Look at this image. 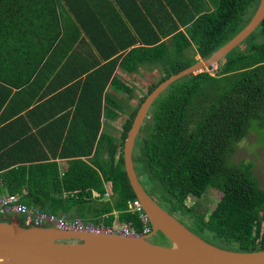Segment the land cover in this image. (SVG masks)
Instances as JSON below:
<instances>
[{
  "label": "trees",
  "instance_id": "obj_1",
  "mask_svg": "<svg viewBox=\"0 0 264 264\" xmlns=\"http://www.w3.org/2000/svg\"><path fill=\"white\" fill-rule=\"evenodd\" d=\"M81 3L86 10L82 23L85 36L80 38L79 29L77 34L73 33L75 36L69 35L67 41L70 30L58 23L60 11H64L66 5L73 11L75 5ZM182 3L187 4L185 0ZM259 3L260 0H218L214 10L198 18L195 14L200 9L194 7L192 10L186 6L185 11H176V15L182 25L190 26L173 37L174 51L167 43H161L160 35L166 37L178 27H173L172 32V29L167 31L169 27L151 29L152 34L143 37L148 47L131 50L120 67L127 76L133 77L142 65L167 64L163 68L165 72L162 71L163 82L198 62L196 55L209 58L232 40L248 25ZM170 6L174 10L173 3ZM97 11L100 12V0H0V80L6 76L11 78L18 70L23 82L30 84L33 76H38V70L41 68L40 77L49 65L55 70L60 69L61 74L66 59L72 51H77L76 48L83 50L92 45V49L84 51L100 53ZM151 20L153 22V18ZM134 44V40L130 41L127 48ZM125 48L120 47L121 50ZM114 49L112 55H118L120 49ZM189 50L194 51L193 56L185 60L183 57ZM79 56L73 53V58ZM90 57L82 63L77 59L78 64L74 67L77 73L73 77L59 75L56 89L64 88L95 69L83 87L81 81L68 87V90L72 87L88 89L87 83L99 74L96 68L100 65L99 58L93 54ZM118 59L104 67L107 71L101 66L100 73H106L108 80L112 78L115 86L126 93L129 100H134L138 96L133 88L119 76H114ZM218 64L221 70L216 75L204 71L184 77L154 103L142 129L144 134L136 140L135 169L147 192L156 201L164 203L170 214L180 216L178 219L204 240L236 252L264 251V190L253 174L251 164L231 161L238 144L249 135L252 121L257 120L264 126V21ZM15 65L19 69L16 70ZM105 87L106 82H102L98 99L96 96L92 99L91 94L86 99L80 92L72 100V104L89 112L97 101L100 104V111L93 116L96 120L93 122L92 117L85 115L83 123V136L91 131L94 138L82 140L84 144H91L89 161L80 158L84 155L72 156L64 163L62 172L55 162L25 165L16 170L0 171V182L8 194H18L24 204L48 214L79 218L85 224L103 223L106 227L131 223L141 232L143 224L139 214L128 208V202L137 197L125 171L124 157L118 155L120 147L116 137L107 131L105 123L103 129L101 122L103 109L106 120L116 121L126 107L109 94L103 103ZM156 87H151L143 98H139L140 106ZM139 108L133 111L126 124L124 140ZM58 136L57 156L69 158L66 145H73L77 138L67 135V140L64 131ZM97 139L95 147L93 143ZM79 148L83 147L79 146L77 150ZM48 157L42 154L40 158L42 161ZM108 183L113 184L114 196L106 200ZM210 189L222 194L210 216L203 215L196 204L187 205L190 196L201 199Z\"/></svg>",
  "mask_w": 264,
  "mask_h": 264
},
{
  "label": "crops",
  "instance_id": "obj_2",
  "mask_svg": "<svg viewBox=\"0 0 264 264\" xmlns=\"http://www.w3.org/2000/svg\"><path fill=\"white\" fill-rule=\"evenodd\" d=\"M190 1L197 10L200 9L199 11L196 10L195 18H198L207 11L214 10V8L208 7V4L211 6L210 0ZM170 3H173L174 10L170 6ZM186 6L191 9V5L188 2L184 5L182 0H100V12L97 11L98 17L100 16V53L97 51L88 53L89 51L79 50L78 54L80 56L77 58L81 63L91 58V54L100 59V65L96 68V73L99 71V74L91 77L87 83L90 86L88 89L85 87L78 90L72 87V90H68V87L80 81L83 87V84L88 81V78L92 76L95 69L73 80L64 88L56 89L57 82L60 79H58L59 75L65 74L73 77L77 73L74 67L78 64V61L73 58V51L70 53V57L66 59V66L63 68L61 74L60 69L55 70L53 66L49 65L45 69V73L39 77L40 68L38 76L35 74L30 84L23 82L24 78H22V74L17 70L19 67L15 65V69L17 70L16 75H12L13 77L11 76V78L6 76V78L0 80V171L16 170L18 167L25 165L30 167L40 163L55 162L58 164L60 172H62L64 163L69 161L72 156L84 155V157L80 158L84 161H89L92 158V154H88L91 151V144H84L82 140L89 141L94 138L91 131L88 132L87 136H83V123L85 115L92 117L93 122L96 120L93 116H97V110L100 111L98 109L100 104L98 105L97 101L92 106L94 109L89 112L82 106L78 107L77 104H72V100L74 101L75 97L81 94L80 92H82L86 99L89 98L90 94L92 99L95 96L98 99L100 85L102 82H106L103 103L105 102V96L109 94L115 100L122 102L126 109L130 107L126 101V97H121V91L115 86L112 78L108 80L106 73H100V71L102 72L101 66H103V71H107L104 67L108 66L110 61L119 58V64L117 63L114 76H119L124 82L126 79L127 82L125 83L129 87L133 86V82L141 77L142 74H136L133 77L127 76V73H124V70L120 67L121 61L131 50L148 47L143 37L146 38V35L152 34L151 29L157 30L160 27H169L167 31L172 29V32L174 30L173 27H178V30L167 34L168 36L166 37L162 34L160 35L161 43L165 42L170 46L173 37L179 32H185L186 28L190 26V24L182 25L176 15V11H185ZM66 9L65 19L60 16L58 20L62 28L70 30L66 40L69 41V35L75 36L73 33L77 34L79 29L81 30L80 38H84L85 31L83 30L82 23L86 10L82 6V3L80 5L76 4L73 11H70L68 5ZM150 17L151 19L153 18V22ZM126 31L128 32L126 33ZM129 36L132 38L129 39ZM133 40L135 44L127 48V45ZM109 43H112L111 46ZM122 46L126 48L121 50L120 47ZM114 47L120 49L118 55H112L115 50ZM78 49L80 48H76V50ZM50 70L52 72H49ZM142 72L145 73L143 76H146L148 73L145 70ZM94 86L96 87L95 90L93 89ZM64 89L67 90L60 94ZM131 101H137L138 106L139 96ZM79 109L81 110L79 111ZM126 109L124 113L127 112ZM104 113L103 109L101 122L103 129L104 123L106 124L107 131L111 129L110 127L113 124L121 121L123 117L122 115L119 120L110 121L105 119ZM63 131L66 133L67 140L69 139L67 135L77 138L73 145H66V154L69 158H60L57 156V150L55 149L57 138L60 137L58 135H63ZM98 139L94 140L93 146L96 147ZM77 142H80V145H77ZM79 146L83 148L77 150ZM42 154L48 155V159L41 161L40 157ZM1 188H3V185L0 182V190ZM7 194L8 191L4 189V191H1L0 198Z\"/></svg>",
  "mask_w": 264,
  "mask_h": 264
},
{
  "label": "water",
  "instance_id": "obj_3",
  "mask_svg": "<svg viewBox=\"0 0 264 264\" xmlns=\"http://www.w3.org/2000/svg\"><path fill=\"white\" fill-rule=\"evenodd\" d=\"M264 21V0L248 25L209 58L172 75L141 104L124 144V164L129 182L150 218V235L127 238L116 234L62 231L54 227H23L20 219L0 221V264H264V251L226 250L192 232L165 210L141 183L133 160L136 140L152 106L175 82L204 72L223 61L258 30ZM161 233L170 246L150 243Z\"/></svg>",
  "mask_w": 264,
  "mask_h": 264
},
{
  "label": "rangeland",
  "instance_id": "obj_4",
  "mask_svg": "<svg viewBox=\"0 0 264 264\" xmlns=\"http://www.w3.org/2000/svg\"><path fill=\"white\" fill-rule=\"evenodd\" d=\"M185 1L191 5V9L193 10L195 6L192 5V2L190 0H185ZM217 2L218 0H210L211 6L208 4V7L211 9L213 8L215 9ZM66 7L67 5L65 6L64 11H60V15L64 19L66 15L65 11L67 10ZM87 12H89V10ZM257 35H259V32ZM92 47H93L92 45H89L83 48V50L92 49ZM169 48L172 51L175 49L172 41L170 43ZM79 50L82 51V49H78L77 51H74V52L78 53L80 52ZM194 50H196V48ZM193 52L194 51L192 50L187 51L186 56H184L183 58L185 60H189V58L193 56ZM195 58L197 60H201L200 56L196 55ZM165 65L167 64L148 63L146 65H142L139 67L137 74L141 73L142 76L139 77L135 82H133V86H131L133 88V91H135L134 93L136 94V96H139V98H143L148 93L151 87L158 86L159 84L162 83L161 80L164 77L163 72H165V70L163 68ZM144 70L148 72L146 76H143L145 73L142 71ZM220 70H221L220 65L217 64L206 71H209V73H211L212 75H216V73L220 72ZM125 82H127L126 79H125ZM124 96L126 97V101L130 105V107L126 109L127 112L123 113V117L121 118V121H119L116 124H113L110 127L111 129H109V132L116 137V143L120 147L118 151L119 156L124 155V144L126 140L123 139V134L125 132L126 124L132 118L133 111L139 108L140 106L139 102L137 106V103H136L137 101L129 100L128 95L126 93L124 95V93L121 91V97H124ZM148 119H149V116L147 120L145 121V124L148 122ZM143 134H144V131L141 133V135ZM231 161L236 164L241 163V162H246L248 164H251L253 174L259 180L260 186L264 190V126H262L259 121L257 120L252 121L250 130H249V135L238 144L236 153L231 158ZM107 186H106V191H107ZM1 191H4V189L1 188L0 194H1ZM221 198H222L221 193H217L215 190L210 189L206 192L204 197L201 199H198L197 197H194V196H190L187 202V205L189 207H192L193 205L196 204L198 205L199 211H201L203 215L210 216L215 210ZM157 202L165 210L167 211L170 210L168 207L164 205V203L162 202L160 203L159 201ZM149 242L156 244V245H161V246L169 245V242L164 236L161 235V233H158V235L150 239Z\"/></svg>",
  "mask_w": 264,
  "mask_h": 264
},
{
  "label": "built area",
  "instance_id": "obj_5",
  "mask_svg": "<svg viewBox=\"0 0 264 264\" xmlns=\"http://www.w3.org/2000/svg\"><path fill=\"white\" fill-rule=\"evenodd\" d=\"M114 196L113 184L109 183L105 199L109 200ZM130 211L138 213L142 225L141 232L131 224L123 226L106 227L101 224H85L81 219H67L65 216L51 215L41 211L38 208L28 206L21 201V196L18 194L6 195L0 198V220L9 221L10 219L18 218L23 227H54L62 231L72 232H91L94 234H116L127 238H136L150 235L153 231L150 218L143 209L141 202L138 199L128 202ZM105 219V217L103 218Z\"/></svg>",
  "mask_w": 264,
  "mask_h": 264
},
{
  "label": "flooded vegetation",
  "instance_id": "obj_6",
  "mask_svg": "<svg viewBox=\"0 0 264 264\" xmlns=\"http://www.w3.org/2000/svg\"><path fill=\"white\" fill-rule=\"evenodd\" d=\"M156 235H158V234H156ZM156 235H155V236H156ZM155 236H153V237H155ZM153 237H152V238H153ZM152 238H151V239H152ZM168 246H170V244H169Z\"/></svg>",
  "mask_w": 264,
  "mask_h": 264
}]
</instances>
